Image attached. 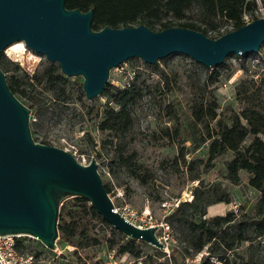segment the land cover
Segmentation results:
<instances>
[{
  "label": "rangeland",
  "instance_id": "1",
  "mask_svg": "<svg viewBox=\"0 0 264 264\" xmlns=\"http://www.w3.org/2000/svg\"><path fill=\"white\" fill-rule=\"evenodd\" d=\"M254 15L256 18L264 15V8L259 5ZM245 20L251 21L249 15H245ZM220 27L223 32L231 30L229 21H222ZM0 56V68L7 84L15 85L17 90L13 93L30 108L28 124L34 141L63 148L82 164L94 160L116 206L127 203L139 213L147 214V219L164 222L155 234L164 243L165 255L159 258L155 246L145 241V244L139 243L140 257L119 254L117 245L110 247L108 244L113 227L98 221L87 210L88 203L83 219L87 239H81L79 246L57 238L56 247L49 249L35 237L19 236L25 243L24 248L35 255L34 263L107 264L112 256L120 264H147L149 257L155 262L198 264L207 253L206 247L200 252L189 250V254L183 255L179 235L165 220L172 208L179 201L190 200L195 186L217 183L231 194V202H222L225 205L216 211L217 214L224 215L228 211L225 207H231L236 213L252 210L259 192L247 184V174L241 172L238 184L225 179V162L232 152L218 156L213 166L207 168L204 165L207 143L193 150L185 129L193 120L194 101L215 99L217 116L228 123L232 113L241 112L244 104L237 95V87L251 78L264 77V42L257 52H248L241 58L230 54L222 63L210 68L180 52L159 58L154 64L137 56L129 57L110 69L105 83L108 91L103 89L91 100L85 97L81 75H64L57 62L32 50L22 40L7 46ZM51 66V80L45 83L42 74ZM132 83L140 96L129 105L131 126L123 133L101 130L98 124L104 109L107 106L117 108L111 93ZM194 125L199 136L205 130L204 123ZM195 175H199L200 182L194 179ZM76 197L63 198L60 206L63 204L66 211L75 213L82 207V201ZM207 211L208 206L205 217L213 216ZM93 238L98 239V243L86 245ZM175 244L177 248L172 251ZM245 244L230 255L231 264L241 259L264 264V250L245 251Z\"/></svg>",
  "mask_w": 264,
  "mask_h": 264
},
{
  "label": "water",
  "instance_id": "2",
  "mask_svg": "<svg viewBox=\"0 0 264 264\" xmlns=\"http://www.w3.org/2000/svg\"><path fill=\"white\" fill-rule=\"evenodd\" d=\"M92 16V8H67L65 0H0V53L22 40L57 62L64 75H81L91 100L103 91L110 69L129 57L154 64L180 52L210 68L230 54L257 52L264 42V15L218 37L183 26L153 30L144 23L93 29ZM29 113L0 68V235L32 236L54 249L61 200L81 196L117 231L162 249L157 226L138 227L114 210L94 160L82 164L63 148L34 141Z\"/></svg>",
  "mask_w": 264,
  "mask_h": 264
},
{
  "label": "trees",
  "instance_id": "3",
  "mask_svg": "<svg viewBox=\"0 0 264 264\" xmlns=\"http://www.w3.org/2000/svg\"><path fill=\"white\" fill-rule=\"evenodd\" d=\"M259 5L264 8V0H65L67 8H79L82 11L93 9V29L106 25L123 27L144 23L153 30L169 26L188 27L209 37H218L224 33L220 31L222 21H229L232 30L247 22L245 15H249L250 20L255 19L254 14ZM245 54L237 57L241 58ZM52 69L51 66L42 74L45 83L51 80ZM9 88L12 92L17 90L13 83ZM104 91L107 92L108 87ZM237 95L243 99L244 106L241 112L232 113L229 123L217 116L218 103L215 99L194 101L193 120L185 129L186 135L193 150L207 143V156L204 161L207 168L213 166L218 156L231 151V158L225 162V179L232 184H238L243 171L247 174V184L257 190L259 196L249 213L228 210L224 215L216 214L207 218L206 207L217 202H231V194L217 183L197 185L190 200L179 201L172 208L165 220L172 231L179 235L178 239L183 243V255L189 254V250L200 252L206 247L207 253L198 264H231L230 255L236 253V249L245 244V241V251L264 250V77L251 78L247 83H240ZM111 96L117 108L107 106L98 127L101 130L123 133L131 126L129 105L140 96V92L132 83L127 88L117 89ZM198 122L204 123L205 127L199 136L196 135L194 125ZM194 179L201 181L199 175H195ZM105 188L108 192L106 186ZM76 198L82 201V207L71 213L62 204L57 227L61 241L79 246L81 239H87L86 222L83 219L84 209L89 202L85 197ZM87 210L98 221L106 223L90 204ZM66 216L69 220H66ZM125 237L112 228L108 244L110 247L117 245L119 254L129 253L136 258L140 257L142 254L139 243L144 241L130 237L120 241ZM96 243L98 239L93 238L86 245ZM176 246L172 245V251ZM155 249L159 258L165 255L162 249ZM147 264L169 263L155 262V259L149 257ZM233 264L254 263L249 259H241Z\"/></svg>",
  "mask_w": 264,
  "mask_h": 264
},
{
  "label": "built area",
  "instance_id": "4",
  "mask_svg": "<svg viewBox=\"0 0 264 264\" xmlns=\"http://www.w3.org/2000/svg\"><path fill=\"white\" fill-rule=\"evenodd\" d=\"M114 210L118 211L128 221L132 222L138 227L157 226L158 229L164 224V222L162 221L160 223H155L152 220L147 219V214L139 213L136 209H134L127 203L122 206H116L114 204ZM19 236L24 235H0V264H33L35 262V255L31 252V250H27L26 248H24L25 243L21 239H19ZM158 239L160 240V237H158ZM107 264H120V261L117 258H113L112 256H110Z\"/></svg>",
  "mask_w": 264,
  "mask_h": 264
},
{
  "label": "crops",
  "instance_id": "5",
  "mask_svg": "<svg viewBox=\"0 0 264 264\" xmlns=\"http://www.w3.org/2000/svg\"><path fill=\"white\" fill-rule=\"evenodd\" d=\"M225 205V203H222V202H217V203H214V204H211L208 206V214L211 216V215H216L217 214V210L223 208V206ZM231 207H225V210H231L230 209ZM213 214H211V213Z\"/></svg>",
  "mask_w": 264,
  "mask_h": 264
},
{
  "label": "bare ground",
  "instance_id": "6",
  "mask_svg": "<svg viewBox=\"0 0 264 264\" xmlns=\"http://www.w3.org/2000/svg\"><path fill=\"white\" fill-rule=\"evenodd\" d=\"M15 42H17V41H15ZM15 42H13V43H15ZM11 44H12V43H11ZM11 44H10V45H11ZM10 45H9V46H10Z\"/></svg>",
  "mask_w": 264,
  "mask_h": 264
}]
</instances>
